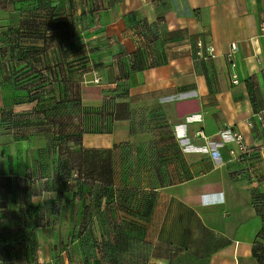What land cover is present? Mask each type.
Listing matches in <instances>:
<instances>
[{
	"label": "crops",
	"instance_id": "1",
	"mask_svg": "<svg viewBox=\"0 0 264 264\" xmlns=\"http://www.w3.org/2000/svg\"><path fill=\"white\" fill-rule=\"evenodd\" d=\"M263 25L264 0H0V264L28 232L34 264H264Z\"/></svg>",
	"mask_w": 264,
	"mask_h": 264
},
{
	"label": "rangeland",
	"instance_id": "2",
	"mask_svg": "<svg viewBox=\"0 0 264 264\" xmlns=\"http://www.w3.org/2000/svg\"><path fill=\"white\" fill-rule=\"evenodd\" d=\"M7 30H5V33L6 34H2L1 36H0V44L3 46L2 48H6L7 50H8V48H9V46L7 45L8 44V34H7ZM5 46H7V47H5ZM8 53V52H7ZM85 64V63H84ZM67 66H69V64L67 65ZM41 66H36V68H40ZM79 67H80V65H79ZM85 67H82L81 69H84ZM63 84H64V86L66 85V86H68V87H70V84H69V82H70V79H64L63 80ZM65 82H66V84H65ZM38 87H40V86H38L37 85V88ZM60 87V86H59ZM72 87H74V86H72ZM41 89V90H40ZM40 89H38V90H40L41 92L39 93V95L40 94H43L45 91H48V93H47V95H42V96H40V98H39V100H37L36 101V104H37V106L39 107V109L40 108H46L47 107V105L48 106H51V105H53L51 102L54 100V99H60V104L57 106V107H55V112L53 113V111L52 110H50L49 108L48 109H46L47 110V114L46 113H44L41 109H40V112H39V123H40V125H42V126H47V123H48V126H49V129H50V127H52V124L54 123V125L55 126H58V125H62V123H65L66 121H67V119H64V118H62L60 115H62V113L60 114V112H56V111H62L63 109L64 110H66L67 108H74L75 107V100L73 101V99H71V98H68V99H65V100H62V92H61V90H59V88L57 87V88H53V86L51 87V88H49V87H42V88H40ZM45 90V91H44ZM70 90H71V87H70ZM43 91V92H42ZM53 91V93H55V91H59L60 93H61V95H54V96H50V93ZM72 92V91H71ZM59 93V94H60ZM57 94V93H56ZM38 95V94H37ZM66 97H69L67 94H65V98ZM64 114V113H63ZM144 145V144H143ZM131 160H132V162H131V166L129 167V169H128V172H129V174L131 173V174H135V173H138L139 175H140V170H139V168H141V171H144L143 172V174L145 173V163L144 162H142V161H140V162H135V160H134V156H131ZM126 163L127 164H129L130 163V160H129V157L127 156L126 157ZM131 206V205H130ZM125 242L127 243V246L129 247V246H131L132 244H134V240L132 239V238H127L126 240H125ZM4 252H6V251H4ZM17 264V263H16ZM23 264H25V263H23Z\"/></svg>",
	"mask_w": 264,
	"mask_h": 264
},
{
	"label": "trees",
	"instance_id": "3",
	"mask_svg": "<svg viewBox=\"0 0 264 264\" xmlns=\"http://www.w3.org/2000/svg\"><path fill=\"white\" fill-rule=\"evenodd\" d=\"M42 87L44 88V86H41L39 87V89ZM40 90L37 91L38 95L36 94L34 96V100L36 101L39 100L40 96L47 95V91L45 90L43 94L39 95V93L41 92ZM43 112L46 114L48 113L46 111H43ZM56 112H60V111L58 110ZM62 176L64 178L63 182H66V183H70L76 180L78 181V179L79 178L81 179L82 177L80 174H75V173L73 174L67 171H65V173H63ZM255 199L258 200L259 204H261L264 201V194L256 195ZM262 248L264 250V246H262ZM2 252H3V264H16V263L17 264H23V263L34 264L35 251H34V241H33L32 234L28 232V234L25 235V238H22V239H19L17 237H11L10 240L7 239L6 241L2 243Z\"/></svg>",
	"mask_w": 264,
	"mask_h": 264
},
{
	"label": "built area",
	"instance_id": "4",
	"mask_svg": "<svg viewBox=\"0 0 264 264\" xmlns=\"http://www.w3.org/2000/svg\"><path fill=\"white\" fill-rule=\"evenodd\" d=\"M263 30H264V25H263ZM197 52L196 55L203 59V60H208V59H214L217 57V54L215 52V48L213 45H207L204 46L202 42H199L197 44ZM237 51V45H232L231 50L228 53L227 59L230 62L232 68L235 67L234 64V57L235 53ZM95 83H100V81L97 79L94 81ZM239 82V77L238 74L233 73L232 74V83L234 85H238ZM257 119L260 121L261 125L264 126V117L261 114L257 115ZM199 136L202 138H205L203 133H199ZM232 142L235 144V149L231 151V155L234 156L237 160L238 163L240 162H246L250 157H251V148L250 146L247 145V143L244 141V137L240 132L233 131L232 132Z\"/></svg>",
	"mask_w": 264,
	"mask_h": 264
}]
</instances>
